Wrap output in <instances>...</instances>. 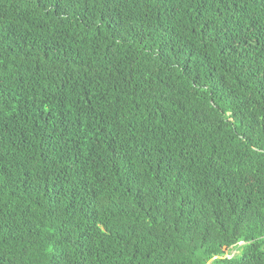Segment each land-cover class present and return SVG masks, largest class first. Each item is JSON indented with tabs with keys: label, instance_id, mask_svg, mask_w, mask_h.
<instances>
[{
	"label": "trees",
	"instance_id": "trees-1",
	"mask_svg": "<svg viewBox=\"0 0 264 264\" xmlns=\"http://www.w3.org/2000/svg\"><path fill=\"white\" fill-rule=\"evenodd\" d=\"M0 264H264V0H0Z\"/></svg>",
	"mask_w": 264,
	"mask_h": 264
},
{
	"label": "rangeland",
	"instance_id": "rangeland-1",
	"mask_svg": "<svg viewBox=\"0 0 264 264\" xmlns=\"http://www.w3.org/2000/svg\"><path fill=\"white\" fill-rule=\"evenodd\" d=\"M236 251H232V254H234Z\"/></svg>",
	"mask_w": 264,
	"mask_h": 264
},
{
	"label": "water",
	"instance_id": "water-1",
	"mask_svg": "<svg viewBox=\"0 0 264 264\" xmlns=\"http://www.w3.org/2000/svg\"><path fill=\"white\" fill-rule=\"evenodd\" d=\"M243 243H240V245H242Z\"/></svg>",
	"mask_w": 264,
	"mask_h": 264
}]
</instances>
